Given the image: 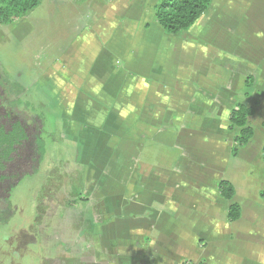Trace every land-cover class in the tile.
Listing matches in <instances>:
<instances>
[{
    "label": "rangeland",
    "instance_id": "1",
    "mask_svg": "<svg viewBox=\"0 0 264 264\" xmlns=\"http://www.w3.org/2000/svg\"><path fill=\"white\" fill-rule=\"evenodd\" d=\"M107 1L111 0H42L25 18L0 24V80L8 89V98L20 99L17 110L24 117L34 113L45 120L42 161L34 173L25 175L12 187L13 215L7 223H0V264H198L207 260L208 264H214V257L220 255L221 238L210 228L207 216L217 214L224 201L216 202L211 196L212 177L221 174L222 179L234 185L240 197H255V192L264 187L263 166L258 161L246 164L239 158L227 162L224 159L226 169L220 171L216 156L210 151L202 154L206 159H201L196 152L188 153L178 146L147 139L146 145L155 149L149 157L169 165L176 162L173 170L181 167L176 181L181 185L178 192L183 199L182 210L193 206L200 215L193 227L156 224L147 235L138 238L130 235L127 220L135 219L145 225L148 214L158 207L157 199L148 192L145 209H140L145 190L137 188L128 198L127 184L119 188L107 181L111 171L118 172L111 147L106 152L99 151L92 163H80L81 157L89 154L82 152L80 141L77 143L75 139L79 134L73 128L76 126L68 125L69 121L64 119L65 113L58 103L61 84L48 74L54 80L62 76L66 52L70 57L73 51V63L77 62L79 67L95 62L117 63L128 57L131 39L136 41L132 44L140 45L144 39L147 43L150 39L152 45L161 40L163 45L154 51L152 67L158 72L165 67L174 72L179 70L176 80L189 99H193L186 122L212 124L217 114L215 104H199L194 101L192 91L199 87L198 91L221 93L219 87L231 82L237 69L249 68L254 72V65L245 61L239 49L247 45L249 35L255 37L253 26L244 25L242 17L248 12L255 15L252 3L256 0H212L191 33H182L179 39L166 34L156 22L151 6L158 0H145V5L151 3L147 11H142L140 3L130 6L121 3L116 10L105 5ZM113 13L122 17L121 22L114 21ZM152 18L154 24L137 27V22H151ZM258 37L256 41H260ZM73 63L70 60V67ZM103 72L107 73L106 64ZM12 83L20 84L22 92L12 87ZM165 85L154 89V93L170 97L174 85L171 82ZM219 101L221 98L217 97L216 103ZM66 114L74 115L72 111ZM197 143L199 146L195 148L199 150L202 144L206 145L204 140ZM92 166L99 173L97 183ZM5 205L1 203L0 207ZM232 226L225 231L235 230ZM159 229L164 232L163 240L169 236L176 239L149 244V236L160 239L163 232H158ZM143 242L149 244L145 249ZM170 243L173 244L170 247L163 246ZM234 249L228 253V259L235 258Z\"/></svg>",
    "mask_w": 264,
    "mask_h": 264
},
{
    "label": "crops",
    "instance_id": "2",
    "mask_svg": "<svg viewBox=\"0 0 264 264\" xmlns=\"http://www.w3.org/2000/svg\"><path fill=\"white\" fill-rule=\"evenodd\" d=\"M144 1L111 0L104 4L117 10L121 7V3L127 6L140 3L142 11H147L151 3L145 5ZM156 4L151 6L154 16ZM252 5L255 15L252 16L251 12H248L249 15L244 14L242 18L245 20L244 25L253 26L254 29L251 31L252 34L255 33V37L252 38L249 35L247 45L243 44L239 50H241L242 56L246 57L245 61L254 65V72L249 68L240 69L238 67L239 69L234 71L237 73L231 82L219 87L223 90L221 93H213L209 89L198 91L199 87L192 91L194 101H198L199 104L201 102L215 104L217 114L215 122L212 124L194 125L186 122L193 99H189L186 90L176 80L179 70L174 72L165 67L158 72L152 67L154 51L157 48H162L161 40L152 45L150 39L148 43L144 39L140 45L132 44L136 41L131 39L129 43L133 46L129 45L128 48L129 59L127 57L125 61L117 63L116 61H112V63L106 61L104 64L95 62L87 64L85 67H79L77 62L73 63V51L70 57L66 52L63 58L62 76H56L54 80L48 74V77L53 81L61 84L58 103L65 113L64 119L69 121L68 125L76 126L73 128L76 129L75 131L78 130L79 134L78 137H74L77 139V143L78 140L80 141L82 152L89 154L87 157H81L80 163L84 165L92 163V158L99 151L103 153L111 147L116 155V160L113 162L114 165H118V172L111 171L107 181L110 180L113 187L118 185L119 188L123 184H127L128 198L131 197V192L137 191V188L141 187L142 190H145L140 209H145L144 203L147 201L144 198L148 192H151V198L157 199L158 207L148 214L149 218L146 217L145 225L135 222V219L127 220L128 231L132 233L130 234L132 237L138 238L139 235H147L152 232L151 229L156 224L165 226L169 224L181 228L193 227V222H196L200 215L193 206L189 210H182L183 199L181 192H178L181 185H179V181H176L181 175V167L178 166L177 170H173L176 169V162L174 165H169L149 157L151 153L155 152V149L146 145L147 139L162 143V145L178 146L188 153L196 152L201 155V159H206L202 154L210 151L216 156V163L220 171L225 167L224 159L227 162V159L239 158L246 164H256L258 161L259 165L263 166L262 173L264 174V165L260 158L264 142V126L262 125L264 122V0H256ZM258 9H260V13H258ZM242 13H244L243 9ZM113 16L116 23L121 22L122 17L114 13ZM99 23L101 22L99 21ZM149 23L154 24L153 18L151 22L141 20L136 24L138 28H141L150 26ZM178 36L174 37L179 39ZM257 37L260 41H256ZM188 41L190 42L191 39ZM215 58L216 56H214ZM70 60L74 66L70 67ZM105 64L106 74L103 72ZM73 67L79 68L80 71ZM248 76L253 79L250 86H246V77ZM164 80L165 82L161 84V81ZM169 82L174 85L170 97L163 96L162 98L161 95L157 96L154 93V89L159 86L164 87ZM217 97L221 98L218 104L216 103ZM238 101L254 108V114L248 118V122L254 127V135L246 145L239 147L237 154L233 156L231 147L234 145L233 137L237 129H228V115ZM68 111H72L74 115L67 116L66 112ZM71 140L74 141V138ZM199 140L206 141V145H201V150L195 148V146H199L197 143ZM197 167L195 169L198 172L199 168ZM94 169L97 183L99 173L96 168ZM194 175L196 177L198 173ZM220 180H222V175L217 173L212 177L209 190L216 202L224 201L223 205L218 203L220 210L215 211L217 214L207 216V220L211 222L210 228H213L214 234L221 238L218 245L220 255L218 258L214 257L216 260L214 264H264V197L260 195L264 187L256 191V196H252V198L240 197L234 187V196L231 199H225L218 191L217 186ZM232 203L239 204L241 213L239 219L230 222L226 219V213ZM218 213L221 214L218 215ZM165 217H170V219L166 220ZM230 225H233L235 230L225 231ZM158 232L163 231L159 229ZM163 235L164 232L160 239L158 237L154 239L148 235L149 244L157 240L159 243L163 241L165 243L176 239L174 236H169L163 240ZM204 241L207 245V241ZM149 244L143 242L142 248L145 249ZM132 245L137 247L134 242ZM172 245L170 243L163 246L167 248ZM233 248H236L234 249L235 258L228 259L230 257L228 253ZM208 262L209 260L206 261L207 264Z\"/></svg>",
    "mask_w": 264,
    "mask_h": 264
},
{
    "label": "trees",
    "instance_id": "3",
    "mask_svg": "<svg viewBox=\"0 0 264 264\" xmlns=\"http://www.w3.org/2000/svg\"><path fill=\"white\" fill-rule=\"evenodd\" d=\"M212 0H159L154 7L155 20L166 34L176 36L188 33L206 12ZM42 0H0V24H9L25 18L40 5ZM246 77V86L252 82ZM12 87L22 92V86L12 83ZM20 99H9L8 89L0 80V223H7L13 215L10 204L12 187L25 175L34 173L44 155L43 133L45 120L39 114L30 113L24 117L18 110ZM254 114V108L241 101L231 109L228 115V129H237L233 137L231 155L246 145L254 135V128L248 118ZM264 165V142L260 151ZM218 191L225 199L235 194L234 186L225 179L218 182ZM264 197V190L260 193ZM239 204L229 205L226 219L230 222L240 218ZM198 264H207L200 261Z\"/></svg>",
    "mask_w": 264,
    "mask_h": 264
}]
</instances>
